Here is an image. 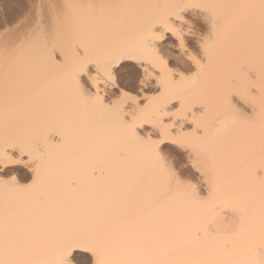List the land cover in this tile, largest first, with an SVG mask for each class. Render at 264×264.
I'll return each mask as SVG.
<instances>
[{"label":"snow or ice","instance_id":"1","mask_svg":"<svg viewBox=\"0 0 264 264\" xmlns=\"http://www.w3.org/2000/svg\"><path fill=\"white\" fill-rule=\"evenodd\" d=\"M0 264H264V0L0 25Z\"/></svg>","mask_w":264,"mask_h":264},{"label":"rangeland","instance_id":"2","mask_svg":"<svg viewBox=\"0 0 264 264\" xmlns=\"http://www.w3.org/2000/svg\"><path fill=\"white\" fill-rule=\"evenodd\" d=\"M4 1V2H3ZM12 1V2H11ZM20 4H19V2ZM17 2V4H15ZM31 0H0V6L2 7V10L5 11L7 9V11H19V14L22 13L21 11H28V5L30 4ZM14 7H12V6ZM17 6V7H16ZM0 7V9H1ZM9 7V8H8ZM20 9H19V8ZM5 8V9H3ZM18 8V9H17ZM23 8V9H22ZM18 13V12H17ZM1 18V16H0ZM3 18V16H2ZM12 22V21H10ZM9 22V23H10ZM18 177H21V178H27V176L29 175V172L27 171L26 168H24L23 166H18V170L16 171L15 173Z\"/></svg>","mask_w":264,"mask_h":264},{"label":"bare ground","instance_id":"3","mask_svg":"<svg viewBox=\"0 0 264 264\" xmlns=\"http://www.w3.org/2000/svg\"><path fill=\"white\" fill-rule=\"evenodd\" d=\"M2 1V0H1ZM4 2V1H3ZM12 2V1H11ZM19 2V1H18ZM31 3V2H30ZM15 4H17V2L15 3ZM19 4H20V2H19ZM12 6V5H11ZM1 7V6H0ZM12 7H14V6H12ZM17 7V6H16ZM9 8V7H8ZM19 8V7H18ZM17 8V9H18ZM3 9H5V8H3ZM20 9V8H19ZM23 9V8H22ZM18 12V13H17ZM22 13H20L19 14V11L17 10V11H7V9L5 10V11H3L2 10V7H1V9H0V16H1V18H0V25H3V24H7V23H9L10 21H15L16 19H18L19 17H21V16H23V15H25L27 12L24 10V11H21ZM2 16H3V18H2Z\"/></svg>","mask_w":264,"mask_h":264}]
</instances>
